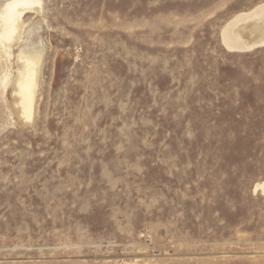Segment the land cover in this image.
<instances>
[{
	"label": "rangeland",
	"instance_id": "obj_1",
	"mask_svg": "<svg viewBox=\"0 0 264 264\" xmlns=\"http://www.w3.org/2000/svg\"><path fill=\"white\" fill-rule=\"evenodd\" d=\"M260 3L41 0L25 15L0 80L26 42L43 58L30 122L0 83V264H264V45L221 41Z\"/></svg>",
	"mask_w": 264,
	"mask_h": 264
},
{
	"label": "bare ground",
	"instance_id": "obj_2",
	"mask_svg": "<svg viewBox=\"0 0 264 264\" xmlns=\"http://www.w3.org/2000/svg\"><path fill=\"white\" fill-rule=\"evenodd\" d=\"M40 4L41 0H8L4 4L0 10L1 57L9 60L13 55L11 51L12 42L23 40L24 34L33 31L31 27L28 30L26 29L24 18L31 11L40 12L38 11ZM245 27L248 28L246 31L243 29ZM221 41L229 51H245L255 46L264 45V3L256 5L249 11H241L234 14L222 27ZM15 57L14 60L16 59L17 67L13 80H11L10 68H5V71H2L4 74L1 73L3 76L0 83L4 89L7 88L8 84L12 83L14 91L13 101L20 112L19 116L24 120L23 122H30L34 115L43 48L33 42H26ZM254 190H260L264 194V180L257 182Z\"/></svg>",
	"mask_w": 264,
	"mask_h": 264
}]
</instances>
